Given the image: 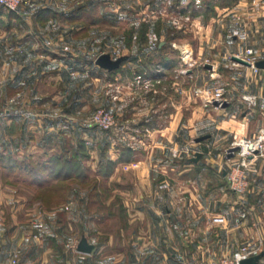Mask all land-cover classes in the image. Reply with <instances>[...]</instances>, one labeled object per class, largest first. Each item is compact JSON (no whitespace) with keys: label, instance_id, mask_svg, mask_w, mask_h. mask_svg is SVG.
Listing matches in <instances>:
<instances>
[{"label":"rangeland","instance_id":"1","mask_svg":"<svg viewBox=\"0 0 264 264\" xmlns=\"http://www.w3.org/2000/svg\"><path fill=\"white\" fill-rule=\"evenodd\" d=\"M235 1L23 0L12 13L0 6V113L7 108L31 113L26 115L33 130L31 146L17 147L15 154L35 164L24 174H14L0 160V243L6 242L3 255L11 257L13 248L23 247V241L37 236L49 247L41 255L43 264H182L187 260L201 264L197 261L218 259L191 256L194 241L211 246L221 230L190 222L188 208L196 209L200 203L213 211L235 201L236 209L253 214L245 192L233 194L220 173L237 160L234 152L228 155L227 150L239 137L228 132L214 146L209 142L214 134L211 119L234 115L229 109L232 94H224L226 107L203 105L205 92L212 96L219 86L226 91L231 88L229 78L222 77L225 68L219 62L223 55L227 60L231 52L223 54L222 47L217 46L220 37L214 29L218 17ZM63 11L72 15L63 17ZM187 15V20L181 18L180 27L171 23L173 18ZM231 43L228 37L230 49ZM180 50L191 52L193 65L181 61ZM64 53L80 62L74 66V73L72 66H63L60 54ZM101 53L124 59L116 69L101 68L100 73L93 62ZM9 58L14 61L8 63ZM206 60L216 64L215 71L203 66ZM13 73L15 85L7 84L8 75ZM138 75L142 77L140 83L136 82ZM255 78L264 80V72L246 75L244 83L248 85ZM106 81L111 82L109 86H119V99L114 101L119 103L118 110L113 103L105 104ZM98 106H112L118 123L130 120L140 130L141 124L150 128L174 121L176 130L170 144L179 149L189 145L185 143L190 141L185 124L192 113L196 116L192 135L208 134L209 138L191 140V148L200 150L207 143L212 147L210 156L216 159L218 155V161L208 163L207 180L201 184L195 176L199 167L184 175L182 162L167 159L168 149L161 153L147 146L148 131L139 133L144 143L133 149L122 139L124 133L119 132V137L112 130L92 126L90 118ZM203 108L212 116L206 130L198 126L199 109ZM194 111L197 114L193 115ZM129 132L138 134L134 129ZM57 156L77 160L75 173L56 177L58 167L50 170V162L46 173L38 172L37 164L45 160L54 163ZM128 158L130 162L146 161L137 168L123 164ZM120 159L123 161L117 162ZM137 169L145 172L143 179L137 177ZM222 192L227 201L219 200ZM261 215L264 219V204ZM238 231L243 241L245 230L241 227ZM14 239L16 243L11 244ZM80 241L92 245L89 253L77 250ZM18 256L19 264H26L22 252Z\"/></svg>","mask_w":264,"mask_h":264},{"label":"crops","instance_id":"2","mask_svg":"<svg viewBox=\"0 0 264 264\" xmlns=\"http://www.w3.org/2000/svg\"><path fill=\"white\" fill-rule=\"evenodd\" d=\"M62 12V11H61ZM20 13V12H19ZM18 13V14H19ZM60 12H57V15H59ZM70 12H64L63 11V17H67ZM235 17H237V20L235 21ZM241 21V23H238ZM238 24H237V23ZM242 22L245 24L246 27H242ZM216 27L214 29V34L219 36L217 42L221 43L220 45L222 47L223 54L227 52H231L228 55V59L226 60L224 58V55L219 60L221 62V65L225 68L224 74H222V77L226 76L229 78L227 80V83L231 84V88H228L227 92L232 94V97L234 100L232 102V105L229 109H231L232 117L228 118H216L213 119L212 116L207 114L205 110L207 108H203L202 110L199 109V123L198 126L200 130H206L209 123V118H212L211 120L214 121V134H211V138L209 139L210 144H213V146L218 143V140L224 138V136L228 132H235L237 136L240 137H250L254 135L257 130L264 126V80L257 81V78L252 80V82L248 85H246L245 82V76L251 75L252 70L245 65L242 64H234L231 60L230 56H232L235 51L241 47V48H252L253 49V58L258 61L264 59V0H236L234 5L231 9L223 12V15L221 17H218ZM243 24V25H244ZM233 29V30H232ZM230 30H232V34H230ZM244 33L245 38L240 39L238 37L239 34ZM230 34V36H229ZM208 37V36H206ZM232 40L233 46L232 49H230L228 46L230 44H226V39ZM3 44V42H1ZM0 44V46H1ZM208 45V44H207ZM9 43H7V47H9ZM219 47V46H218ZM60 60L63 62V66H72L71 73H74V66H79V61H75L73 58V55H66L65 53L62 55ZM65 57V58H64ZM8 60V63H12L14 61V58ZM74 59V60H73ZM93 67L97 70L101 71L103 69L98 68L97 65L93 62ZM191 72V70H189ZM223 73V72H222ZM258 73V72H257ZM255 73V75L257 74ZM96 77H94L95 79ZM16 75L13 73L11 75H8L7 84L12 83L14 84L16 81ZM107 82V81H106ZM108 86L111 84L110 81L106 83ZM15 85V84H14ZM13 86V85H12ZM241 94H249L256 96V105L252 109H246L244 101L241 99ZM116 106V110L119 109L118 104L116 102H113L110 100L109 96L106 95L105 98V104L110 105L112 104ZM228 106V105H227ZM226 107V106H225ZM224 108H222L223 110ZM204 110V111H203ZM197 111H194V114ZM31 114L30 112H27V110H23V112H12L10 108H7L3 113H0V151L2 153H7L8 155L12 156L13 158L18 157V154H15L16 150L19 147H29L31 146V126L26 121L29 119L26 115ZM119 114V113H118ZM133 115L136 114V112L132 113ZM238 115V117H237ZM6 116V117H5ZM172 117V114L169 115ZM159 117V115H157ZM196 116H192V113L188 119L187 126L185 124V127L188 129L187 138L191 141L195 139L196 135H192V121L193 118ZM123 123V122H122ZM128 124L130 128H133L134 125L131 124L130 120H127L125 122ZM2 125V128H1ZM3 125H5L3 127ZM45 127H47V123H43ZM174 121H169L168 124H156L152 127H144L143 124L140 126L142 127V130L145 129L149 133V140L147 141L148 145L151 148H156L155 151H159L161 153L165 152V149H168V152L170 154V148L176 147L174 145H171L170 142H172L173 139V133L176 130V127L174 126ZM196 126V125H195ZM144 127V128H143ZM139 128V127H138ZM20 131V134L17 135L16 132ZM6 131V132H5ZM5 132V133H4ZM140 137V136H138ZM218 139V140H217ZM145 140V138H144ZM190 141H185V143H189ZM144 143V142H143ZM182 145V144H181ZM18 147V148H17ZM137 148V146H136ZM191 148V145H190ZM204 148H207V152H203ZM209 144L205 143L202 144L200 150L192 149L191 151L195 154L197 152H202L200 158L198 161H193L192 157H189L187 155H181V157L173 158L170 155H167V159L169 161H172L173 163H181L184 166V175H191V172L196 167H199V170L196 171L195 176L199 177L200 183L202 184V181L205 182L207 180V166L210 161L217 163L218 161V155L215 158H212L211 150ZM165 157V156H163ZM147 159L150 158L148 155L146 157ZM181 159V161L179 160ZM19 160H24V158H19ZM235 159V158H232ZM156 160V159H155ZM154 160V161H155ZM163 160V159H162ZM159 160V161H162ZM183 160V161H182ZM146 160H135V161H128L123 164L126 165H135L137 168L143 167V163H145ZM158 161V162H159ZM206 163V164H204ZM211 167H214L213 164L210 165ZM165 167V166H162ZM172 169V168H170ZM137 171V177L139 179H143L145 176V172L141 171L139 169ZM10 172V171H9ZM221 178H225V170L221 171ZM147 175V173H146ZM246 178L248 181V187L245 191V199L247 200V203L250 207V210H252L253 214H248L243 221L236 225V219L239 214V209H236L235 201H232L231 203H227L226 208L216 209L211 211L209 207H206L205 205H202L199 203V205L196 207V209L188 208L190 211L189 214V221H199L198 223L201 224V226L204 224L207 229L209 226H214L215 228H219L221 231H217V237L213 242L211 246H201L200 244H197L196 241L193 243V251H191V256L193 258L198 259H206L210 257L221 258L227 255H230L234 249L239 245L240 243L248 240H258L260 242V249L259 253H262V256L260 258V262L264 264V219L261 215L263 211V204H264V157H256L253 158L246 171ZM191 191V195H193ZM194 196V195H193ZM226 193L222 192V197L219 199L221 202L227 201L228 199H225ZM221 204H219L220 206ZM215 211V212H214ZM193 217V218H192ZM218 218H222L219 220ZM249 218V219H248ZM248 221V222H247ZM248 223V224H246ZM241 227L245 230V238H243V241L240 240V234L239 231ZM224 229L225 233H224ZM236 231L238 233L236 234ZM192 233L190 232V235L192 237ZM203 233V232H202ZM190 237V242H192V238ZM10 242V241H9ZM18 241V244L21 243ZM11 244L16 243V239L10 242ZM23 247H16L13 248V255L11 257L18 256V253L22 252L23 257L26 258L27 262L26 264H36L35 261L37 260L40 262V264H43L44 260L42 259V256L44 253L49 250V247H47V244H43L42 237L35 236L34 239L25 240L23 241ZM30 243V245H28ZM6 246V242L3 241L0 243V264H19V258H15L16 262L11 263V257H7L6 255H3L4 248ZM13 247V246H12ZM18 253H17V252ZM38 254V257H37ZM41 256V257H40ZM95 259L94 257H91L90 260ZM40 260V261H39ZM89 261V260H88ZM193 261V260H191ZM94 262V261H93ZM201 264H206L207 262H199ZM209 262V261H208ZM91 263V262H89Z\"/></svg>","mask_w":264,"mask_h":264},{"label":"built area","instance_id":"3","mask_svg":"<svg viewBox=\"0 0 264 264\" xmlns=\"http://www.w3.org/2000/svg\"><path fill=\"white\" fill-rule=\"evenodd\" d=\"M23 0H0V6L8 11H18L20 6L22 5ZM187 20L189 17L188 15L185 17H180V19ZM173 18L171 23L175 27H180L182 23V19ZM240 39L245 38V34L241 33L238 35ZM181 51V61L184 64L189 66L193 65L192 60L190 58L191 52L187 50H180ZM237 56L238 58L248 62L250 66H248L252 72L257 73L259 71H263L264 69L258 68L254 65L256 60L253 58V49L252 48H241L239 47L237 51L232 55ZM230 56V58L232 57ZM233 61V60H232ZM234 64H240L236 61H233ZM214 63L208 64V60L205 61L203 66H206L208 70L215 71ZM188 70V69H187ZM187 70H183L182 72H187ZM189 72V71H188ZM159 79V77H157ZM142 80L141 75L136 77V82L140 83ZM147 83V82H146ZM227 91L225 90L224 86H219L216 88L214 95L210 96L206 92L204 93L203 105L207 107L209 105L215 106H222L224 102H226V97L224 94ZM107 95L109 96L111 101H116L119 99L120 90L119 86H109ZM241 99L245 103L246 109H252L256 105V96L249 95V94H241ZM112 106H98L91 118L90 123L92 126L98 127L103 130H112L120 137V133H124L125 136L121 135L122 139H126L129 146L133 149H136L137 145L143 144V136L139 134L143 130H140L138 127L130 128L128 124L125 122L118 123L117 118L112 110ZM134 129L138 134H133V132H129ZM147 131V130H146ZM120 132V133H119ZM120 135H119V134ZM140 136V137H138ZM231 148H236L234 152V156L237 160L234 161L232 166L229 167L228 171H225V177L227 179V183L229 189L232 191L233 194L240 196L243 194L247 187L248 181L246 178V171L250 161L256 157H264V126H261L257 132L250 136V137H240L236 138ZM231 148L227 150V154L231 155L232 151ZM183 153L189 157H193L194 153L191 151L189 145H183L182 148L172 147L170 148V154L173 158H177ZM247 216V212L243 209L239 211L238 217L236 219V225L240 224L243 219ZM221 220L222 218H218ZM260 242L258 240H248L240 243L234 249V251L227 256L218 258L213 261H209L206 264H239V262L243 259L249 258L253 255L259 253L260 249ZM87 254V253H82ZM15 260H12L11 263H15ZM182 264H195L194 261L187 260L184 261Z\"/></svg>","mask_w":264,"mask_h":264},{"label":"water","instance_id":"4","mask_svg":"<svg viewBox=\"0 0 264 264\" xmlns=\"http://www.w3.org/2000/svg\"><path fill=\"white\" fill-rule=\"evenodd\" d=\"M123 59H124V57H118L116 59H112L108 53H101L95 58L94 63H95V65L99 66L100 68L111 71V70L116 69L120 65V63ZM231 60L236 61L242 65H245V66H250V64L248 62L238 58L237 56H232ZM254 65L258 68L264 69V59L256 61L254 63ZM223 105L227 106L228 103L224 102ZM207 138H209L208 134L198 136L194 139V141L200 142V141H203ZM235 150H236V148H231L232 152ZM203 152H207V148H204ZM201 154H202V152L195 153L192 160L195 162L198 161ZM91 249H92V245L86 243L85 241H80L78 246H77V250L81 253H89L91 251ZM261 256H262V253H258V254L253 255L249 258L241 260L239 262V264H262L260 262Z\"/></svg>","mask_w":264,"mask_h":264},{"label":"trees","instance_id":"5","mask_svg":"<svg viewBox=\"0 0 264 264\" xmlns=\"http://www.w3.org/2000/svg\"><path fill=\"white\" fill-rule=\"evenodd\" d=\"M49 11H47V12H49ZM8 12L12 13L14 11H8ZM127 151L129 153L132 152L130 149H127ZM0 160L4 163L3 167L6 168L7 170L13 171L14 174H18L19 172L24 174L25 172L31 170V166L33 167L35 165V164H32L31 161L16 160V158H13L12 156H10L8 154H3V153H0ZM130 160L131 159L128 158V159L124 160V162H128ZM76 161L77 160H74V159H65L64 160L63 157L57 156L54 163H52L51 160H49V161L45 160V161H42L40 164H37L36 166H38V169H39L38 172L46 173L47 169H48V164L50 162V164H51L50 170H52V168L55 169L58 167L56 172H55L56 177L62 175V177L67 178V177L71 176V174L75 173V171L73 169L74 168H75V170L77 169V164L75 163ZM122 161L123 160L120 159L117 162H122ZM58 164H59V166H58ZM74 164H76V166H74Z\"/></svg>","mask_w":264,"mask_h":264}]
</instances>
